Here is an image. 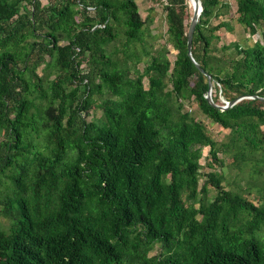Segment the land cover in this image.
Segmentation results:
<instances>
[{
	"label": "trees",
	"instance_id": "trees-1",
	"mask_svg": "<svg viewBox=\"0 0 264 264\" xmlns=\"http://www.w3.org/2000/svg\"><path fill=\"white\" fill-rule=\"evenodd\" d=\"M200 1L191 53L212 101L219 90L255 96L226 109L207 100L187 53L188 0H161L176 53L155 49L142 70L127 53L150 19L135 0H0V264H264V0H236L238 22L260 38L219 54L213 32L232 27L210 22L220 0ZM120 26L117 60L105 46ZM95 106L102 115L88 121ZM205 146L247 171L257 204L225 188L221 170L200 171Z\"/></svg>",
	"mask_w": 264,
	"mask_h": 264
},
{
	"label": "rangeland",
	"instance_id": "rangeland-1",
	"mask_svg": "<svg viewBox=\"0 0 264 264\" xmlns=\"http://www.w3.org/2000/svg\"><path fill=\"white\" fill-rule=\"evenodd\" d=\"M41 2L44 4L47 2V0H41ZM139 3V13L142 18H145L148 15V21L143 26V35H142V41H136L129 45V48L127 49V53H130L131 51L135 50L137 55L139 56V62L136 64V67H138L139 70L143 69V66L145 63L149 60L150 53H154L155 49H162L164 46L168 49V57L170 60H173L174 54L176 53L173 46L170 44V42L167 40L168 33L166 31L167 24L165 19V12L163 10L164 4L161 2V0H150L147 1H141ZM152 3V4H151ZM236 0H220L219 5L215 8V15H213L211 18V24L214 25L218 23V21L224 20L228 21L230 23V26L232 27L231 30H227L225 27H220L216 30H214L213 34L214 37L212 39L211 47L216 48L214 53L219 54V49L222 45L229 44L232 41H238L241 43V45H251L256 39L260 38V34H250L244 29V26L238 22L237 20V12H236ZM90 14H93L92 11L89 12ZM218 13V15H216ZM192 15V9L190 8V5L188 3V7L186 9V18L187 21L190 22V18ZM120 30L119 35L109 44L105 46V50L109 53L115 48L118 49V51L111 52V58L121 60L125 57V54L121 49H123V41H124V35L122 33V26L118 27ZM142 46H144V49L149 51L148 53L144 52L142 50ZM133 60L128 59L127 63L130 68V73L133 76V66H132ZM43 67V64L39 65L36 69V72L38 74H41V69ZM86 70V67L83 69ZM50 77H53L51 75ZM215 93L214 90L211 89V95ZM95 99L97 102H101L102 96L96 94ZM225 99L220 93V90L218 91V99L217 102L219 105H225ZM184 108L193 115L196 119L200 120L202 124L205 127V130L208 134H210L214 139L217 141L225 140L227 137L228 129L221 127L215 122H212L208 117H206L204 114L200 113L196 110V105L192 100H185ZM102 115V108L95 106L93 107L89 115H86V119L88 121L92 119H98ZM5 137L3 131H0V140ZM218 157L221 158L223 161V165H218V162H215L210 154H209V148L208 146H205L202 148V156L199 158V162L201 164L200 171H211V170H221L223 173V185L227 189L232 190H242V192L245 193L247 197L253 200L255 204L258 203L257 198H253L252 195H247V191L245 190V186L250 181L249 175L247 174V171L245 172H239L235 167H232L229 165L230 163V156L228 154L219 152ZM211 164V165H210ZM206 179L205 175L200 176L198 187L202 184V182ZM214 190L212 187L209 188L207 198L211 199L213 195ZM254 194V193H253ZM1 208V206H0ZM9 226V220L5 218L0 213V227L2 229H7ZM262 235L264 236V226L262 227ZM158 251V247H155L154 250L150 251V254H153Z\"/></svg>",
	"mask_w": 264,
	"mask_h": 264
},
{
	"label": "water",
	"instance_id": "water-1",
	"mask_svg": "<svg viewBox=\"0 0 264 264\" xmlns=\"http://www.w3.org/2000/svg\"><path fill=\"white\" fill-rule=\"evenodd\" d=\"M191 1L193 3V10H192V15H191V18H190V23H189L188 32H187V53L193 59L192 53H191L192 36H193L194 29H195V25H196V23H197V21L199 19V16H200L201 11H202V3H201L200 0H191ZM194 62H195V60H194ZM195 64L200 69V71H202L204 74L207 75V78H208V81H209V90L207 91L206 98L214 106H217L220 109H226L227 107L232 106L233 104H235L236 102H238L239 100H241L243 98L255 97V96H249V95H239V96H236V97H234L233 99H231L229 101L226 100L225 101V105H219V104L214 103L212 101V97H211V80H210V75L207 74L200 67V65L197 62H195ZM262 99L264 100V97Z\"/></svg>",
	"mask_w": 264,
	"mask_h": 264
},
{
	"label": "crops",
	"instance_id": "crops-1",
	"mask_svg": "<svg viewBox=\"0 0 264 264\" xmlns=\"http://www.w3.org/2000/svg\"><path fill=\"white\" fill-rule=\"evenodd\" d=\"M135 1H136L137 5H138V8H139V3H138V2H141V1H143V0H135ZM144 1L149 2L150 0H144ZM151 4H152V3H151Z\"/></svg>",
	"mask_w": 264,
	"mask_h": 264
},
{
	"label": "bare ground",
	"instance_id": "bare-ground-1",
	"mask_svg": "<svg viewBox=\"0 0 264 264\" xmlns=\"http://www.w3.org/2000/svg\"><path fill=\"white\" fill-rule=\"evenodd\" d=\"M188 1H189L190 5H191V8L193 10V3H192V1L191 0H188Z\"/></svg>",
	"mask_w": 264,
	"mask_h": 264
},
{
	"label": "built area",
	"instance_id": "built-area-1",
	"mask_svg": "<svg viewBox=\"0 0 264 264\" xmlns=\"http://www.w3.org/2000/svg\"><path fill=\"white\" fill-rule=\"evenodd\" d=\"M164 2H166V0H163Z\"/></svg>",
	"mask_w": 264,
	"mask_h": 264
}]
</instances>
